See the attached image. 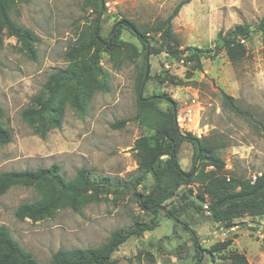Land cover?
<instances>
[{
	"label": "rangeland",
	"instance_id": "rangeland-1",
	"mask_svg": "<svg viewBox=\"0 0 264 264\" xmlns=\"http://www.w3.org/2000/svg\"><path fill=\"white\" fill-rule=\"evenodd\" d=\"M181 1L184 0H105L100 35L107 38L115 22L125 18L146 31L149 43L158 48L159 34L152 27L168 17ZM94 3L17 1L11 17L36 37L34 61L26 57L14 38L4 31L0 34V108L4 114L0 126L11 135L9 143L0 144V173L57 164L64 178L72 179L84 167L99 185L97 198H90L79 212L65 208L39 222L14 217L17 206L38 199L32 188L15 186L0 196V226L6 227L39 264H47L59 249L96 248L112 232L129 230L135 223L150 224L152 218L136 204V195L147 194L154 183L147 176L137 184L139 172L133 150L134 141L152 131L132 121L121 128L111 127L135 115L143 61L138 40L121 32L122 42L134 46L135 56L132 61H123L119 68L102 54L101 66L108 74L110 89L107 93L92 94L84 118L66 105L61 127L50 130L45 139L35 135L21 119V112L31 105L30 99L39 93L48 75L67 65L63 58L67 47L92 28L96 16ZM263 15L264 0H189L172 20L173 40L165 45L183 59L187 53L197 52L200 68L185 60L181 64L178 56L170 53L148 57L149 79L142 85L141 96H167L175 103L176 114H181L194 100L189 128L206 130L202 138L209 140L214 155L224 162L219 176L252 179L264 172V35L256 31ZM242 24L248 25L252 33L244 42L243 57L231 61L218 36ZM216 48H220L217 54ZM222 93L250 112L260 126L231 113L222 104ZM157 107L165 111L168 105L160 101ZM192 156V146L183 143L177 156L183 171H189ZM196 166L203 168L204 173L213 170L205 162ZM204 188L197 182L181 187L165 205L169 208L170 203L186 193L195 207L203 206L195 200V194ZM158 214L152 231L131 236L119 245L111 256L116 264H195L190 234L182 225L174 227L163 212ZM177 217L196 235L203 250L200 264H229L227 257L231 253L244 255L249 264H264V216L244 214L231 222V228L211 221L204 208L185 206ZM226 240H231L226 250L208 253L212 245Z\"/></svg>",
	"mask_w": 264,
	"mask_h": 264
},
{
	"label": "trees",
	"instance_id": "trees-1",
	"mask_svg": "<svg viewBox=\"0 0 264 264\" xmlns=\"http://www.w3.org/2000/svg\"><path fill=\"white\" fill-rule=\"evenodd\" d=\"M28 3L29 0H0V34L4 31L21 45L27 58L36 59V37L31 31L18 25L11 17V11L16 2ZM95 1L93 8L96 16L90 31L85 37L69 45L64 53L67 65L63 69L54 71L48 78L38 94L30 101L31 105L21 112V119L40 139H45L52 129H59L62 125L65 106L80 118L87 113V105L95 91L107 93L110 89L108 74L101 66L102 54L119 68L123 61H132L135 48L124 44L121 32L125 31L138 40L142 48V67L139 86L137 90L135 115L111 125L113 129L123 127L127 122H136L152 131L151 135L137 138L133 143L139 177L137 184L143 182L147 176L153 180L154 186L147 194H137L136 204L145 213L151 214L150 224L135 223L129 230L112 232L108 240L96 247L86 249H59L51 255L47 264H116L111 258L119 245L126 242L131 236H140L146 231L156 227L159 212L173 221V226L182 225L190 234L195 248V264H200L202 249L198 246L197 238L186 224H182L178 215L183 207L188 206L201 210L204 208L210 214L211 221L223 223L231 228V222L242 215L260 217L264 216V172L255 175L252 179L219 176L217 173L224 167V162L214 155V148L207 138L197 139L191 134H182L176 125L175 103L165 95L142 97V85L149 79L148 57L162 52L177 57L179 62H192L197 69L200 68V55L190 52L181 58L176 51L168 50L165 44L173 40L171 32L172 20L180 8L189 0L181 1L171 14L152 27L155 34H159L160 45L154 48L148 41L147 32L141 31L131 20L121 18L112 26L108 37L100 35V19L104 10L105 0ZM256 31L264 35V15L259 20ZM248 25L235 26L230 32L221 36V48L227 57L237 60L245 54L244 42L251 36ZM243 41L241 43L240 41ZM0 40V48H1ZM220 48L215 49V54ZM170 81L173 79L170 78ZM163 81V79H160ZM222 104L235 116L243 118L248 123L258 127L260 124L254 120L250 112L241 109L234 99L224 93L221 94ZM160 101L167 103L165 111L160 110L157 104ZM4 117L0 108V119ZM264 131V129L262 128ZM11 140L9 131L0 126V144L5 145ZM183 143H189L193 148L192 164L189 171H183L177 156ZM205 162V166L213 168L208 173L203 168L198 169L196 164ZM89 171L82 167L72 179H66L60 172L57 164L47 168L34 170L6 171L0 173V196L15 186L32 188L38 199L22 203L15 209L14 217L19 221L29 220L39 222L50 219L54 214L68 208L72 212H79L84 203L90 198H97L99 185L91 180ZM204 185V191L195 194V200L204 203L195 207L188 194L182 193L167 208L165 203L171 200L181 187L193 183ZM103 187V185H102ZM190 195L191 190H188ZM231 240L215 243L208 253L226 250ZM227 260L229 264H249L244 255L231 253ZM0 264H39L34 257L22 249L13 239L7 228L0 226Z\"/></svg>",
	"mask_w": 264,
	"mask_h": 264
},
{
	"label": "built area",
	"instance_id": "built-area-1",
	"mask_svg": "<svg viewBox=\"0 0 264 264\" xmlns=\"http://www.w3.org/2000/svg\"><path fill=\"white\" fill-rule=\"evenodd\" d=\"M240 42L243 43L242 40ZM194 110V100L192 99L189 105L185 106L181 114H176V125L182 134L189 133L193 137L201 139L206 135L205 129L202 130L197 128L196 130H193L189 128L190 124L192 123Z\"/></svg>",
	"mask_w": 264,
	"mask_h": 264
}]
</instances>
